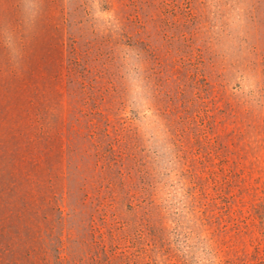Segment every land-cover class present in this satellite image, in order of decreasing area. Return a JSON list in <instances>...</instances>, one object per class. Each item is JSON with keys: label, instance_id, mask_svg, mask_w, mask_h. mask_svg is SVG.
Listing matches in <instances>:
<instances>
[{"label": "rangeland", "instance_id": "rangeland-1", "mask_svg": "<svg viewBox=\"0 0 264 264\" xmlns=\"http://www.w3.org/2000/svg\"><path fill=\"white\" fill-rule=\"evenodd\" d=\"M0 264H264V0H0Z\"/></svg>", "mask_w": 264, "mask_h": 264}, {"label": "clouds", "instance_id": "clouds-1", "mask_svg": "<svg viewBox=\"0 0 264 264\" xmlns=\"http://www.w3.org/2000/svg\"><path fill=\"white\" fill-rule=\"evenodd\" d=\"M5 45L15 52L13 38L8 34L7 29H5Z\"/></svg>", "mask_w": 264, "mask_h": 264}]
</instances>
